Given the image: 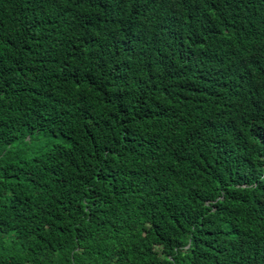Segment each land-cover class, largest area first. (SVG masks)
Wrapping results in <instances>:
<instances>
[{"label": "trees", "instance_id": "16d2710c", "mask_svg": "<svg viewBox=\"0 0 264 264\" xmlns=\"http://www.w3.org/2000/svg\"><path fill=\"white\" fill-rule=\"evenodd\" d=\"M90 1L0 0V264H264V20Z\"/></svg>", "mask_w": 264, "mask_h": 264}, {"label": "clouds", "instance_id": "9594fccd", "mask_svg": "<svg viewBox=\"0 0 264 264\" xmlns=\"http://www.w3.org/2000/svg\"><path fill=\"white\" fill-rule=\"evenodd\" d=\"M85 1H86L87 10H88L89 14L92 17L99 19L101 16V5L99 3H95V2H92L90 0H85ZM250 3H251V8L253 9L254 13L259 16V19L264 20V0H250ZM222 6H223V9L225 11H228L224 2L222 3ZM82 19H84V18H82ZM81 20H80V24H81ZM80 28H81L80 33H84L87 26L86 25H83V26L80 25ZM103 70L106 71L104 67H103ZM79 76H81V74ZM76 84H77V82H75L73 80L71 90L75 87ZM99 93H100V91H99ZM107 98L112 99V98H114V96L113 95L107 96ZM140 99H141V97L136 99L130 106H116V107L109 108L110 112H115V113L120 114V115L123 114L125 109L129 110L130 118L125 120V124L123 127V130L129 135H133L130 132L131 122L135 121V120L141 121V122H147L145 120V117L148 116L149 111L151 110V107L153 106V105L144 106L141 109H139ZM255 128H257V127H255Z\"/></svg>", "mask_w": 264, "mask_h": 264}]
</instances>
